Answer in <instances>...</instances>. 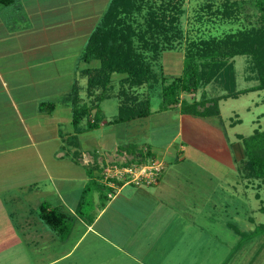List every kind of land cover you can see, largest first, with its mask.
Returning <instances> with one entry per match:
<instances>
[{
	"label": "crops",
	"instance_id": "0c3cea01",
	"mask_svg": "<svg viewBox=\"0 0 264 264\" xmlns=\"http://www.w3.org/2000/svg\"><path fill=\"white\" fill-rule=\"evenodd\" d=\"M108 1L0 4V264H57L87 237L82 262L226 264L228 235L238 233L228 229L234 226L228 202L210 195L221 187L228 193L214 168L228 164L217 151L199 148L200 138L217 134L204 123L212 116L183 114L175 105L162 110L176 111L170 119L176 129L163 149L135 138V120L106 124L112 117L101 115L95 128L86 129L85 119L72 127L71 91L89 105L84 70L98 65L80 54ZM195 122L206 125L202 136ZM124 144L145 147L155 161L160 153L154 183L105 177V168L136 159L120 149ZM41 202L68 219L64 232L40 218Z\"/></svg>",
	"mask_w": 264,
	"mask_h": 264
},
{
	"label": "trees",
	"instance_id": "16d2710c",
	"mask_svg": "<svg viewBox=\"0 0 264 264\" xmlns=\"http://www.w3.org/2000/svg\"><path fill=\"white\" fill-rule=\"evenodd\" d=\"M12 0H0V4L7 5ZM184 0H109L105 10L99 17L98 23L88 36L80 59L88 62L95 59L96 67L86 68V91L95 87H102L96 94V101L92 105L81 103L76 88L71 91V124L77 129L78 124L85 119V128L97 127L101 112L99 101L103 97L102 91L110 82L111 73L125 74L123 79L127 87L132 88L143 83L155 82L156 73L151 70L146 58L150 54L152 60H158L164 50L182 49L180 72L174 76H166L158 65L157 76L160 100L158 111L167 109L170 105L178 104V110L183 114L195 116H211L218 113L219 99L236 97L239 92L264 90V0H254L253 5L258 12L257 26L238 28L220 37H198L184 39V31L180 26V18L184 12ZM238 5L232 0H222L213 6L206 2L199 6L197 21H201L202 12L220 20L232 21L237 18ZM146 55V58H145ZM235 56H247L251 62L248 79L256 82L244 89L234 90L233 63ZM149 58V57H148ZM224 79L219 88L223 91L219 95L203 97L198 101L183 102L177 99L179 91H189L199 84H206L217 80V75ZM217 83V81H216ZM124 100L116 106V113L104 123L128 122L142 119L150 114V100H136L127 91H120ZM127 93V94H126ZM90 96V95H89ZM92 96V95H91ZM130 97V99H129ZM128 98V99H127ZM132 98V99H131ZM93 110L91 116L89 112ZM242 145V159L240 166H236L241 176L247 180L264 182V128L253 130L250 135L239 136ZM120 149L128 150L131 161H148L153 159L144 147L137 149L133 144H124ZM103 188H105L103 186ZM40 218L50 227L62 233L66 223L62 215L52 208H47L44 202L39 205ZM259 209H264L260 207ZM234 229V228H233ZM240 233L242 237L244 233ZM264 232V225L257 224L253 231Z\"/></svg>",
	"mask_w": 264,
	"mask_h": 264
},
{
	"label": "rangeland",
	"instance_id": "374dc122",
	"mask_svg": "<svg viewBox=\"0 0 264 264\" xmlns=\"http://www.w3.org/2000/svg\"><path fill=\"white\" fill-rule=\"evenodd\" d=\"M221 1L222 0H184V12L180 18V26L184 31V39L220 37L222 34L232 32L238 28H249L250 26H257L259 24L258 12L253 5L254 0H232L238 5L237 18L232 21L220 20L213 16L210 17L206 12H202L201 21H197V12H200L199 6L201 4L210 2L215 6ZM147 55L149 58H146V55L145 58L147 62H149L151 70L156 73L155 82L150 84L143 83L139 86L129 88L123 80L125 74L113 72L111 73L113 76L111 77L110 75L109 84L104 87L102 91L103 97L99 101V108L102 110L101 115L104 120L113 117L111 114L116 113V106H119V102L125 99L123 94L120 93L122 89L123 91L126 90L130 97H133V100H130L131 103H135L136 100L149 99L150 114L142 119H134L137 130L134 135L135 138L137 135V138H140V140H149L155 148L163 149L164 143L176 129L175 120H170L176 111L157 110L160 100L157 68L158 65H160L163 74L166 76L177 75L180 72L182 49L180 47L179 49L164 50L161 52L158 60H152L150 54ZM167 60L170 61L168 62V68L165 67V62ZM92 62L95 63L97 61L93 60ZM232 62L231 64H233L234 68V90L244 89L256 82V79L246 78L247 75L254 74L249 70L251 62L247 56H235ZM223 79L224 76L218 74L217 80L214 82L206 84L201 83L196 88L186 92L179 91L177 93V99L183 102H193L203 97L219 95L222 90L218 86L222 84ZM101 88L102 87H95L91 91L88 90V95H90L88 100L89 106L96 101V94L101 91ZM79 89L80 95L84 96V86H79ZM175 106L178 107V104H175ZM170 108H174V105H170L167 109ZM92 112L93 110L89 112V116H91ZM211 116L212 117L205 119L204 123L209 127V124H212L217 134L215 136L207 134L208 137L206 139L200 138L201 147L199 148L207 152H214L213 150H215L227 161L228 166L215 164L214 168L218 170L219 174H224L223 178H225L226 181L221 178L222 180L220 179L218 183L223 187L227 184L228 193L221 187L220 191L217 189V192L210 196L216 198L217 201L228 202V208L226 209L228 212V221L234 223V226L230 225L228 229L233 232L232 228H234L235 232L241 231L245 234L244 237H242L240 233H238L239 235L235 234L234 237L228 235L231 246L228 249V257L226 259L228 263L226 264H264V232H256L254 235L251 233L257 224L264 225V209H259L260 207H264V182L252 179L247 180L245 177L241 176L239 170L236 169V166L241 165L239 160L243 157L239 136H247L255 129L262 130L264 128V90L239 92L236 97H228L221 100L218 102V113ZM220 118L223 120L224 129ZM82 123L81 120L80 125H82ZM206 125L200 124L196 126L195 122V126L198 127V133L201 136L203 134L200 129L206 130ZM117 152L121 153L118 150ZM166 152L170 154V152ZM159 156H157V162H161V159L158 158ZM125 162L131 164L134 161H131L130 157ZM135 163H145V161L140 160L138 162L135 161ZM109 167L113 168L115 165ZM100 190H104V188ZM234 213H236V215H233ZM66 216L67 218L69 217L68 215ZM65 221L67 222L68 219ZM225 230L223 226L222 228L217 226L218 232H225ZM239 237L243 241H241L242 245L237 248V245H234L239 240ZM87 239L88 237L83 243H85ZM80 245L73 251L71 257L57 264H97L92 257L91 260L88 259V262L81 261L80 254H85ZM86 254L91 253L88 251ZM101 264L110 263L109 260H105Z\"/></svg>",
	"mask_w": 264,
	"mask_h": 264
},
{
	"label": "built area",
	"instance_id": "2783aa9c",
	"mask_svg": "<svg viewBox=\"0 0 264 264\" xmlns=\"http://www.w3.org/2000/svg\"><path fill=\"white\" fill-rule=\"evenodd\" d=\"M162 167L161 162L153 159L145 163L128 164L121 167H107L104 170L105 177L115 180H123L125 183L135 185H148L156 181L157 175Z\"/></svg>",
	"mask_w": 264,
	"mask_h": 264
}]
</instances>
